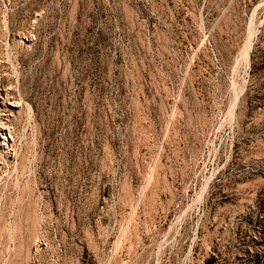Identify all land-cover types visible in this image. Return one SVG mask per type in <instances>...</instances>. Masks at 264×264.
<instances>
[{"label": "rangeland", "instance_id": "374dc122", "mask_svg": "<svg viewBox=\"0 0 264 264\" xmlns=\"http://www.w3.org/2000/svg\"><path fill=\"white\" fill-rule=\"evenodd\" d=\"M0 120V264H264V0H0Z\"/></svg>", "mask_w": 264, "mask_h": 264}, {"label": "bare ground", "instance_id": "6f19581e", "mask_svg": "<svg viewBox=\"0 0 264 264\" xmlns=\"http://www.w3.org/2000/svg\"><path fill=\"white\" fill-rule=\"evenodd\" d=\"M0 122H1V120H0ZM1 126H2V125H1ZM4 128H5V127H4ZM1 129H2V128H1ZM1 129H0V130H1ZM4 130H5V129H4ZM4 133H5V132H4ZM1 134H2V133H1V131H0V137H1ZM2 137H3V136H2ZM5 137H6V136H5ZM2 139H3V138H2ZM4 140H5V138H4ZM4 140H3V141H4ZM5 142H7V140H6ZM2 143H3V142H2ZM0 144H1V143H0ZM3 144H4V143H3Z\"/></svg>", "mask_w": 264, "mask_h": 264}]
</instances>
